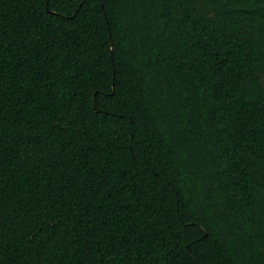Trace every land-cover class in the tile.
Instances as JSON below:
<instances>
[{
    "label": "trees",
    "instance_id": "16d2710c",
    "mask_svg": "<svg viewBox=\"0 0 264 264\" xmlns=\"http://www.w3.org/2000/svg\"><path fill=\"white\" fill-rule=\"evenodd\" d=\"M0 264H264V0H0Z\"/></svg>",
    "mask_w": 264,
    "mask_h": 264
}]
</instances>
